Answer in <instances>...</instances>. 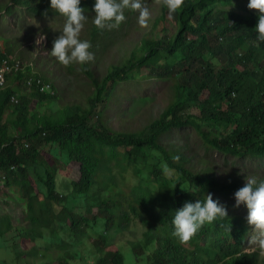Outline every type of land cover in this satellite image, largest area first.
<instances>
[{"label":"trees","instance_id":"1","mask_svg":"<svg viewBox=\"0 0 264 264\" xmlns=\"http://www.w3.org/2000/svg\"><path fill=\"white\" fill-rule=\"evenodd\" d=\"M94 2L95 0H80V7L84 9V15L89 17L87 30L89 42L92 44L89 51L94 53V61L83 65L76 62L68 66L62 65L67 74L75 73L87 79L88 91L84 89L83 93L88 97L86 103L81 105L82 107H64L58 109L57 112L51 109L52 114H44L39 107H46L52 102L55 105L58 101L56 84L48 76H43V84L38 85L37 77L32 78L29 74L30 69L14 74L11 71L7 72L6 81L0 87V143L2 142L0 144V199L2 195L10 194L9 189H13L18 196L10 194L12 197L7 201H1L5 204L18 203L24 206V212L33 224L30 227L32 234H27L31 236L30 239L24 237L25 227L14 226L9 218L0 225H8L12 233L25 239L21 245L17 246L14 253L15 261L0 264H54L57 262L55 249L59 251L58 264H126V261H131V257H127L130 254H125L121 247L123 245L120 243L127 241L128 238L123 240L116 238L112 242L108 231L114 229L119 235V231L123 232L126 227L128 229V224L131 221L134 224L148 223L147 229L150 228L149 231L147 229L141 231L140 235L134 234L128 240L129 243L127 241L137 264H148V262L149 264H179V262L180 264H218L221 261H223L222 264L240 263L237 260L233 262L236 258L232 257L228 260L226 257L241 251L246 244V238L250 235V228H252L246 220L247 216L243 217L241 213L230 211L227 207L226 209L229 210H227L228 216L225 218L227 220L217 218L213 223H205L188 244H179L178 239L174 240L176 237L171 236L174 228L170 221H173L176 209L181 208L185 202H195L196 200L203 202L208 193L214 195H212L214 200H218L216 194H219L227 198L229 206H235L232 197L235 191L243 187L246 182H243L240 172L234 171L235 178L230 172L220 174L215 163L207 160L209 152L224 157L223 161L232 168L234 160L238 157L264 159V51L255 45L253 41L255 36L251 28L252 24L254 25L253 18L258 13L247 12L242 6L244 0H184L181 9L170 17L175 21L176 33L174 31L169 36L162 37L159 34L166 31L164 23L167 21L169 12L161 3V13L148 20V31L142 30L139 26L136 27L137 31L142 30V35L140 40L132 45L130 56L121 62L109 64L104 75H101L99 68L109 56L113 44V34L117 31L107 28L99 30L95 25L92 28L91 23L95 16ZM46 3L50 5V0H0V28L4 17L10 14L9 10L11 14L25 12L30 17L35 14V17L62 20L60 18L63 15L53 11L50 6L47 7ZM39 4L41 5L39 6ZM144 4L147 6L146 0ZM32 8H34L33 11ZM39 8L41 9L38 10ZM134 17L137 19L138 14L135 13ZM184 20L185 23H183ZM161 24L163 28L158 31ZM190 24L193 25L190 26ZM187 25L189 26L187 27ZM44 35H48L53 42L60 34L52 32V28H49L45 30ZM231 37L233 40L230 39ZM99 40L102 43L100 46L98 45ZM262 45L264 46V43ZM13 50L15 47L9 39L0 35V68L12 65L14 62L12 57L15 54ZM97 63L100 64L94 68L93 66ZM151 80L172 81L170 87L172 92L168 104L163 108L153 109L147 104L144 107L146 111H142V116L139 119L142 123L140 128L128 130L115 128L112 118L108 115V109L112 106L114 99L125 98V93L132 91V86L129 84ZM29 82H32L31 85ZM46 84H49L51 89L44 91L42 88ZM179 85L181 86L179 87ZM29 87L30 90H28ZM91 89L93 90L90 91ZM175 108L177 111H181L177 112ZM17 110L22 111L17 112ZM9 112H12V115ZM174 112L176 113L174 114ZM17 114V118H13ZM212 115L213 117H211ZM190 128L192 133L199 137L197 140L201 142L197 143V148L204 149L205 147L202 155L194 152L197 148L193 151L187 149V139H184V142L182 140L174 142L179 129ZM6 139L10 142H7ZM55 147L59 149V152ZM213 148L214 150H211ZM62 152L69 156L71 162L81 166V179L72 183L73 190L75 189L74 196L85 198L87 195V203L81 204V212H75L76 207L67 205V196L58 190V173L63 165L59 155ZM150 156L153 157L152 163L148 161ZM196 156H200L197 158V163H201L202 166L194 165L193 161ZM137 160L146 163L147 171L141 174L144 179L143 184L132 186L124 183L121 185L118 173L121 172L125 178L124 172L128 171L130 164ZM89 161L91 163L88 164ZM94 165H97V168H94ZM50 168L51 170H49ZM211 170L213 171L211 172ZM257 178L263 179L264 175ZM220 181L221 183H218ZM89 183H91L90 186ZM136 193L137 195H135ZM63 199L65 200L63 201ZM43 200H46L47 203L46 210L42 207ZM218 201H221L222 204V200ZM64 204L65 207H63ZM124 204L128 205V209L118 211L117 209ZM57 205L61 206L60 210L56 208ZM66 205L67 209H65ZM170 206L173 208H169ZM94 208L99 209L97 215H92ZM87 213L97 223L101 218L106 224V229L100 234L97 231L96 237H88L91 239V245L76 258V255L71 253V243L66 245L60 235H57L61 229L56 225L61 226L66 232H73L77 235L85 234L88 230L86 228L90 227L91 223L88 220L92 221V219L86 218ZM143 216L144 218H142ZM242 217L246 219L244 220ZM232 219L234 220L231 221ZM164 221H168L169 224ZM222 223L224 224L220 225ZM36 225H40L42 229H49L53 233L50 232L48 239L45 240L43 231V237L35 236ZM151 225L152 227H149ZM216 226H220L217 227L219 230L215 229ZM229 226H231L230 231L228 230ZM163 229H166L165 232ZM212 230L214 233H211ZM7 231H2V234ZM144 238L148 240L144 241ZM236 238L239 241L238 244ZM29 242L34 243V246L27 251L25 244ZM38 242L41 245H38ZM159 252L161 255L163 254L162 257ZM142 253L146 255L144 254V256ZM200 260L202 261L200 262Z\"/></svg>","mask_w":264,"mask_h":264},{"label":"rangeland","instance_id":"2","mask_svg":"<svg viewBox=\"0 0 264 264\" xmlns=\"http://www.w3.org/2000/svg\"><path fill=\"white\" fill-rule=\"evenodd\" d=\"M248 2L249 0L244 1L242 3V6L248 10H252L247 7ZM148 8L151 14L150 17L152 18L160 13V4L157 3V0H149ZM16 13L17 12L11 15H6L2 21L3 24L0 28V35L9 39L10 42L13 44V46L17 49V52H16L17 55L15 54L13 57L20 58L21 55L25 53L26 55L30 57V59H27L28 62L31 60V62L37 63V66L41 70L46 72L45 73L46 75L53 78V82L55 84H58L60 86V87L57 86L56 88L58 101L55 103V105H54V102H52L48 106L46 105V107H40V109L41 110L43 109L44 114L45 113L52 114L51 109H53L54 112H57L58 109H63L64 107H71V106L82 107L81 105L86 103V100L88 97L86 96V94L83 93L84 89L88 91V87L86 85V82H87L86 77L76 75L75 73L71 75L66 73L67 75H65L64 74V72H66L65 67L58 64L56 61H54V59L52 58L53 56L50 53L53 47V42L50 40L48 35H44V32L48 27L52 28V32L61 34L59 31H57V29L59 28L63 29L64 24H61L60 20H56V19L49 20V19L42 18V17H30L25 12H18L17 14ZM88 20H89V17L85 22V26L87 25ZM167 22L164 23V26L166 25L165 28L166 29L169 28L166 30L167 33L166 31H164L163 34H159V36L164 37V36H169V34L174 33L175 28H176L175 21L171 19L170 16H167ZM27 23L28 25H26ZM166 23L169 24V26ZM29 25L30 27H27ZM85 26L80 33V38H82L83 33L86 31ZM137 26H139L144 31H148L149 23H147V27H141L137 22L131 20L127 26V29L126 27H121L119 30H116L117 32L113 34V44L111 45L109 56L102 62L99 68L101 75H104L105 69L109 64L121 62L123 59L128 58L130 56L129 52L132 49V45L137 43L140 40L141 35H142V30L137 31L136 29ZM161 26L162 24L159 25L158 31L161 30L162 28ZM42 33L45 36V39L38 44L36 41L38 39V36ZM98 64L100 63H97L93 67L95 68V66H97ZM171 84H172V81L170 80H167V81L151 80V81H141V82H135L133 84H129L132 86V91L125 93V98L123 97L115 98L114 101L112 102V106H110L108 109V115L112 118L114 127L119 128V129H125V130L132 129V128H140L139 126L142 123L140 122L139 119L142 116L141 115L142 111L143 112L146 111L144 107H146L147 104H148V107H151L152 109L156 107L163 108L168 104L169 96L171 95V92H172L170 88ZM92 90L93 89H91L90 91ZM9 114L12 115V112H9ZM17 116L18 114L15 115V117L13 118L16 119ZM189 130L190 129H179L178 132L176 133V137L174 138L175 140L174 142H180L181 140L184 142V139H187L188 141L187 149L189 151H193L195 147L197 148V143H200V140H197V137L194 135V133H192V130L190 131ZM191 138H194V139L191 140ZM55 149L57 152H59V149H57L56 147ZM194 152H196L199 155H202L203 149L200 150L199 148L197 150H194ZM219 156H220L219 154H210V153L207 154V160H209L212 163H215V167L217 171L219 172L234 170L236 172L243 173L244 175H246V177H251L253 175L260 177L264 175V172H262L264 171V160L252 158L253 160L252 161L251 159L247 157H238L234 160L233 169H230V165L226 162H223L224 157H219ZM59 157L61 158L63 165L58 173V190L63 195L67 196V201L70 200L74 202L73 203L69 201L68 202L69 205L71 206L77 205L75 206L76 208L74 209L75 212H81L80 204L87 203V199L74 196L73 195L74 186L72 184L74 181H78L81 179L80 178L81 177V166L76 163L71 162V160L69 159V156H67L65 152H62V154H60ZM198 157L200 156H196L194 158L195 161H193V163L194 165L202 166L201 163L199 164L197 163ZM152 159L153 157L150 156V158L148 159L149 163H152L153 161ZM145 164L146 163L141 160H137L131 163L127 169L128 171L124 172L125 178H123V175L121 174V172H119L120 174L118 173L117 176L118 178L120 176L119 178L120 182L122 184L123 183H127L128 185L131 184L132 186L133 185L140 186L141 184H143L144 179L141 177V174L147 171ZM232 175H235V174L233 173ZM246 177L242 178L243 182H246ZM0 180H1V176H0ZM9 192L10 194H12V196L13 195L18 196L17 193L13 189H9ZM10 194H4L2 195L0 199V219L2 218L0 221V225L3 222L7 221V219L9 218L14 226L25 227L24 232H23L24 237H26L27 239H30L31 236H28L27 234L28 233L32 234V230L30 229V227H32L33 224L30 220H28L26 216L27 214L26 212H24V206L18 203L5 204L4 202L1 201V200L7 201L10 197H12L10 196ZM216 195H218L216 196L217 199L219 198L218 200L223 199L222 204L226 208L228 207L229 210H234L237 212L239 210L240 212L248 215V209L245 204L239 205L238 209L234 208L232 205L227 206L229 203L227 202V198H224L223 196L219 194H216ZM233 203L234 204L236 203L235 199ZM46 205H47L46 200H43L42 207L45 210H46L45 208ZM56 208L60 210L61 206L57 205ZM126 209H128V205L124 204L123 207L117 210L122 211ZM98 213H99V209L94 208L92 215H97ZM86 216L87 218L92 219L91 215L86 214ZM90 222H91L90 228L88 227V230L86 231L85 234H80V235H77L73 232H66L64 229H62L61 226L56 225L60 227L61 229V231H59L57 235H60V238L65 242L66 245H69L71 243V253L75 254L76 258H78V256L81 255L82 251H85L86 248L91 245V239L88 237H96L97 231H98V234H100L104 232L106 229V224L102 221L101 218L98 219V223L94 221L93 219ZM69 225L71 224L69 223ZM36 226L37 227L35 228V231H34L35 236H39L40 238L43 237L42 236V231H43V233L45 234L44 240L48 239L49 234L52 231L49 229L48 230L42 229L40 228V225H36ZM139 226L138 225L135 226L131 224L129 227H131L132 231H136L135 233L136 235H140L141 231H144V228L142 226L140 227ZM252 229H253V226H252ZM5 230L6 231L8 230L7 233L2 234V231H5ZM127 232L129 231L128 230H125L123 232L120 231L122 235L120 233L119 235H117V231L114 229H111L108 231V233L111 235L112 242L116 238L123 240L122 238L124 237H125L124 239H126L127 237L130 240L134 232H131L128 236H127ZM253 233H255L254 229H253ZM254 235L255 234H252L249 240H251V237ZM24 240H25L24 238L19 237L16 233H12L8 225L0 226V262L13 263L16 259V256L14 253L16 252L17 246L21 245V243L24 242ZM121 244H123L124 246L123 251L125 252V254L132 255L131 256L132 258L134 255L127 241L125 242L122 241ZM25 245L27 246L26 250L29 251L34 246V243L29 242V243H26ZM38 245H41L40 242H38ZM55 252H56L55 254H56L57 262H55L54 264H58V261H59L58 252L59 251L55 249ZM130 263L136 264L137 263L136 258L133 257L130 262L126 261V264H130Z\"/></svg>","mask_w":264,"mask_h":264},{"label":"clouds","instance_id":"3","mask_svg":"<svg viewBox=\"0 0 264 264\" xmlns=\"http://www.w3.org/2000/svg\"><path fill=\"white\" fill-rule=\"evenodd\" d=\"M144 1L145 0H95V16L93 23H91L92 28L93 25H95L99 30H104L106 28L111 31L119 30L121 27H127L131 20L137 22L141 27H147L148 20L152 17H150L151 14L148 8L149 0H146L147 6L144 4ZM157 2L159 4L163 3L168 9L170 17L181 9L184 4V0H157ZM50 7L63 15L60 18L62 19L60 22L64 24L63 29H57L61 34L54 39L53 47L50 51L54 61L64 66H68L74 62L83 65L94 61V53L89 51L92 47V44L89 42L87 31L89 24L85 26L88 17L84 15V9L80 7V0H50ZM247 7L252 9L250 11L258 13L257 16L253 18L254 25L252 24L251 26L255 36L253 41L261 51H264V46L262 45V43H264V0H249ZM246 11L250 12L248 9H246ZM135 13L138 14L137 19L134 17ZM64 17H66L65 20H63ZM84 26L86 31L83 33L82 38H80V33ZM44 39L45 36L40 34L36 42L39 44ZM98 45H101V40H99ZM13 51H15L16 54L17 49L15 48ZM12 59L14 61L12 65L2 67L0 71L6 69L7 72L11 71L14 74L21 70L30 69V76L32 78L37 77L38 85L43 84V76L48 75L37 66V63L31 62V60L28 62L27 59H30L28 55L23 53L20 58L12 57ZM64 74L67 75L66 72H64ZM51 80L53 81V78H51ZM31 83L32 82H29V85H31ZM57 86L60 87L56 84V88ZM50 89L51 87L49 84L44 85L42 88L44 91ZM28 90H30V87ZM230 169L233 168L230 167ZM228 172L233 174L234 170L220 171V174ZM241 176L242 178L246 177V175L242 173ZM233 178H235V175ZM234 197L236 202L234 208H238L241 204L247 206L248 215L240 211L238 212L241 213L243 217L247 216V222L249 225L253 226L255 235L249 240L250 236L253 234V229L251 228L250 235L246 238L247 242L242 250L233 253L231 256L228 255L226 259L229 260L233 257L236 258L237 261H240L241 264H264V179H258L256 176L246 177L245 185L235 191ZM227 216L226 207L218 200H214L212 194L208 193L203 202L200 200L185 202L181 208L176 209L172 221L174 230L171 235L176 237L181 244H188L205 223H212L217 218L224 219L227 218ZM131 224L140 225L144 229H147V223L134 224L131 221L128 224V229H125L129 231L127 232V236L131 232H134L133 235L136 233V231L130 229L129 226ZM230 227L228 229L229 231ZM222 262L223 261L218 262V264H222Z\"/></svg>","mask_w":264,"mask_h":264},{"label":"bare ground","instance_id":"4","mask_svg":"<svg viewBox=\"0 0 264 264\" xmlns=\"http://www.w3.org/2000/svg\"><path fill=\"white\" fill-rule=\"evenodd\" d=\"M30 1H31V0H30ZM33 2H34V1H33ZM45 2H47V1H45ZM91 2H92V1H91ZM200 2H201V1H200ZM34 3H35V2H34ZM48 3H49V1H48ZM81 3H82V2H81ZM94 3H95V2H94ZM157 3H158V2H157ZM192 3H193V2H192ZM37 4H38V3H37ZM41 4H42V2H41ZM41 4H39V6H40ZM46 4H47V3H46ZM85 4H86V2H85ZM22 5H23V4H22ZM47 5H48L47 7L50 6L49 4H47ZM8 6H9V5H8ZM15 6H16V5H15ZM24 6H26V5H24ZM27 6H28V5H27ZM29 6H30V5H29ZM44 6H45V5H44ZM90 6L92 7V5H90ZM152 6H153V4H152ZM160 6H161V5H160ZM6 7H7V6H6ZM11 7H12V6H11ZM20 7H21V6H20ZM192 7H193V6H192ZM34 8H36V7H34ZM34 8H32V11L34 10ZM9 9H10V8H9ZM36 9H37V8H36ZM36 9H35V11H37ZM40 9H41V8H39L38 10H40ZM42 9H43V8H42ZM46 9H47V8H46ZM229 9H230V8H229ZM24 10H25V9H24ZM29 10H30V8H29ZM184 10H185V9H184ZM230 10H231V9H230ZM0 11H1V10H0ZM3 11H4V10H3ZM30 11H31V10H30ZM35 11H34V12H35ZM45 11H46V10H45ZM53 11H54V10H53ZM160 11H161V10H160ZM162 11H163V10H162ZM226 11H228V10L226 9ZM249 11H250V10H249ZM48 12H49V11H48ZM156 12H157V11H156ZM158 12H159V11H158ZM232 12H233V11H232ZM236 12H237V11H236ZM9 13H10L9 15H11L10 10H9ZM17 13H18V12H17ZM17 13H16V14H17ZM36 13H37V12H36ZM54 13H55V12H54ZM160 13H161V12H160ZM180 13H181V12H180ZM187 13H188V12H187ZM194 13H195V12H194ZM23 14H24V13H23ZM32 14H33V13H32ZM42 14H43V13H42ZM42 14H41V15H42ZM162 14H163V13H162ZM30 15H31V14H30ZM34 15H35V14H34ZM34 15H32V17H33ZM196 15H197V14H196ZM199 15H200V14H199ZM13 16H14V15H13ZM47 16H48V15H47ZM156 16H157V15H156ZM156 16H155V17H156ZM34 17H35V16H34ZM50 17H51V16H50ZM162 17H163V16H162ZM197 17H198V16H197ZM25 18H26V17H25ZM42 18H44V17H42ZM42 18H40V19H42ZM45 18H46V17H45ZM52 18H53V17H52ZM180 18H181V16H180ZM47 19H49V18H47ZM150 19H151V18H150ZM29 20H30V19H29ZM34 20H35V19H34ZM34 20H33V21H34ZM49 20H50V19H49ZM157 20H158V19H157ZM165 20H166V19H165ZM186 20H187V19H186ZM36 21H37V20H36ZM38 21H40V20H38ZM47 21H48V20H47ZM51 21H52V20H51ZM163 21H164V20H163ZM168 21H170V20H168ZM182 21H183V20H182ZM22 22H23V20H22ZM27 22H28V21H27ZM166 22H167V21H166ZM176 22H177V20H176ZM24 23H26V22H24ZM167 23H168V22H167ZM167 23H166V24H167ZM172 23H173V22H172ZM183 23H185V20H184ZM187 23H188V22H187ZM191 23H192V22H191ZM194 23H195V22H194ZM29 24H30V23H29ZM37 24H38V23H37ZM52 24H53V23H52ZM159 24H160V23H159ZM181 24H182V23H181ZM181 24H180V26H182ZM26 25H28V23H27ZM30 25H31V24H30ZM30 25L27 26V27H30ZM32 25H33V24H32ZM167 25L169 26V24H167ZM183 25H184V24H183ZM192 25H193V24H190V26H192ZM19 26H21V25H19ZM165 26H166V25H165ZM185 26H186V25H185ZM185 26H184V27H185ZM188 26H189V25H187V27H188ZM27 27H26V28H27ZM44 27H45V26H44ZM150 27H151V26H150ZM161 27H162V26H161ZM20 28H21V27H20ZM162 28H163V27H162ZM192 28H193V27H192ZM23 29H24V28H23ZM33 29H34V28H33ZM47 29H49V27H48ZM126 29H127V27H126ZM164 29H166V28H164ZM167 29H169V28H167ZM167 29H166V30H167ZM181 29H182V28H181ZM24 30H25V29H24ZM27 30H28V29H27ZM124 30H125V29H124ZM29 31H30V30H29ZM169 31H170V30H169ZM177 31H178V30H177ZM46 32H48V31H46ZM49 32H51V31H49ZM118 32H119V31H118ZM183 32H184V31H183ZM183 32H182V34H184ZM149 33H151V32H149ZM166 33H167V31H166ZM175 33H176V31H175ZM187 33H188V32H187ZM42 34H43V33H42ZM189 34H190V33H189ZM164 35H165V34H164ZM164 35H163V36H164ZM169 35H170V34H169ZM191 35H193V34H191ZM226 35H227V34H226ZM226 35H224V36H226ZM239 35H240V34H239ZM178 36H179V35H178ZM180 36H181V35H180ZM183 36H184V35H183ZM186 36H188V35L186 34ZM143 37H144V36H143ZM208 37L210 38V36H208ZM235 37H236V36H235ZM153 38H154V37H153ZM181 38H182V37H181ZM239 38H240V37H239ZM96 39H97V38H96ZM226 39H227V38H226ZM230 39H232V37H231ZM230 39H229V40H230ZM94 40H95V39H94ZM232 40H233V39H232ZM236 40H237V39H236ZM223 41H224V40H223ZM223 41H222V42H223ZM234 41H235V40H234ZM161 42H162V41H161ZM161 42H160V43H161ZM163 42H164V41H163ZM169 42H170V41H169ZM187 42H188V41H187ZM151 43H152V42H151ZM155 43H156V42H155ZM158 43H159V42H158ZM185 43H186V42H185ZM191 43H192V41H191ZM220 43H221V42H220ZM225 43H226V42H225ZM101 44H102V43H101ZM161 44H162V43H161ZM164 44H165V43H164ZM169 44H170V43H169ZM173 44H174V43H173ZM193 44H194V43H193ZM209 44H210V43H209ZM222 44H223V43H222ZM145 46H146V45H145ZM169 46H170V45H169ZM138 47H139V46H138ZM146 47H147V46H146ZM170 47H171V46H170ZM197 47H198V46H197ZM199 47H200V46H199ZM190 48H191V47H190ZM217 48H218V47H217ZM195 49H196V48H195ZM192 51H193V48H192ZM192 51H191V52H192ZM142 52H143V51H142ZM135 54H136V53H135ZM135 54H134V55H135ZM16 55H17V54H16ZM13 56H14V55H13ZM139 56H141V55H139ZM148 56H150V55H148ZM10 57H11V56H10ZM8 58H9V57H8ZM147 58H148V57H147ZM104 59H105V58H104ZM136 59H138V58H136ZM144 59H145V58H144ZM222 59H223V57H222ZM5 60H6V59H5ZM7 61H8V60H7ZM9 61H10V59H9ZM138 61H139V60H138ZM129 62H130V61H129ZM129 62H128V63H129ZM146 62H147V61H146ZM144 63H145V61H144ZM10 64H11V63H10ZM129 64H130V63H129ZM142 65H143V64H142ZM142 65H141V66H142ZM198 65H199V64H198ZM118 66H119V65H118ZM146 66H147V65H146ZM148 66H149V65H148ZM196 66H197V65H196ZM130 67H131V66H130ZM132 67H133V66H132ZM132 67H131V68H132ZM194 67H195V66H194ZM260 67H261V66H260ZM95 68H96V66H95ZM136 68H137V67H136ZM126 69H127V68H126ZM128 70H129V69H128ZM136 70H137V69H136ZM139 70H140V69H139ZM134 71H135V70H134ZM145 71H146V70H145ZM197 71H198V70H197ZM197 71H196V72H197ZM201 71H202V70H201ZM201 71H200V72H201ZM263 71H264V70H263ZM138 72H139V71H138ZM143 72H144V71H143ZM196 72H195V73H196ZM45 73H46V72H45ZM143 74H144V73H143ZM143 74H142V75H143ZM155 74H156V73H155ZM199 74H200V73H199ZM145 75H146V74H145ZM162 75H163V74H162ZM196 75H197V74H196ZM158 76H159V74H158ZM140 77H141V76H140ZM140 77H139V78H140ZM175 77H176V76H175ZM139 78H138V79H139ZM145 78H146V77H145ZM152 78H153V77H152ZM180 78H181V77H180ZM171 79H172V78H171ZM139 80H140V79H139ZM147 80H148V79H147ZM162 80H164V79H162ZM175 80H176V79H175ZM175 80H174V81H175ZM176 81H177V80H176ZM182 82H183V81H182ZM173 83H174V82H173ZM172 86H173V85H172ZM180 86H181V85H179V87H180ZM174 88H175V87H174ZM174 88H173V89H174ZM231 95H232V94H231ZM86 96H87V95H86ZM85 98H86V97H85ZM236 98H237V97H236ZM228 100H229V99H228ZM230 100H231V99H230ZM225 101H226V100H225ZM235 101H236V100H235ZM99 102H100V101H99ZM222 103H223V102H222ZM225 103H226V102H225ZM230 104H231V103H230ZM230 104H229V105H230ZM218 105H220V104L218 103ZM230 106H231V105H230ZM216 107H218V106H216ZM21 108H22V110H23V107H21ZM28 108H29V107H28ZM39 108H40V107H39ZM101 108H102V107H101ZM170 108H171V107H170ZM176 108H177V107H176ZM176 108H175V109H176ZM181 108H182V107H181ZM210 108H211V107H210ZM210 108H209V109H210ZM179 109H180V108H179ZM183 109H184V108H183ZM212 109H213V106H212ZM22 110H17V112H18V111H22ZM26 110H27V109H26ZM26 110H25V111H26ZM228 110H229V109H228ZM42 111H43V109H42ZM96 111H97V113H98V110H96ZM169 111H170V110H169ZM176 111H177V109H176ZM178 111H181V110H178ZM178 111H177V112H178ZM204 111H205V110H204ZM223 111H224V110H223ZM40 112H41V111H40ZM205 112H206V111H205ZM205 112H204V113H205ZM228 112H229V111H228ZM100 113H102V112H100ZM175 113H176V112H174V114H175ZM208 113H209V112H208ZM213 113H214V112H213ZM20 114H21V112H20ZM169 114H170V113H169ZM23 115H24V114H23ZM23 115H21V116H23ZM214 115H215V114H214ZM230 115H231V114H230ZM169 116H170V115H169ZM169 116H168V117H169ZM219 116H220V115H219ZM228 116H229V115H228ZM175 117H176V116H175ZM211 117H213V115H212ZM173 119H174V118H173ZM181 119H182V118H181ZM204 119H205V118H204ZM168 120H169V118H168ZM177 120H179V119H177ZM214 120L216 121V119H214ZM170 121H172V120H170ZM197 121H198V119H197ZM204 121H205V120H204ZM204 121H203V123H204ZM207 121H208V120H207ZM210 121H211V120H210ZM211 122H212V121H211ZM221 122H222V124L224 125L223 121H221ZM229 122H230V121H229ZM232 122H234V121H232ZM208 123L210 124L209 121H208ZM226 123H227V122H226ZM173 124H174V122H173ZM199 124H200V122H199ZM215 124L218 125V123H215ZM220 124H221V123H220ZM196 125H197V124H196ZM210 125H211V124H210ZM228 125H229V123H228ZM228 125H227V126H228ZM190 126H191V125H190ZM211 126H212V125H211ZM211 126H210V127H211ZM221 127H222V126H221ZM263 127H264V126H263ZM223 128H224V127H223ZM231 128H232V127H231ZM231 128H229V129H231ZM198 129H199V128H198ZM209 129H210V128H209ZM211 129H212V128H211ZM190 130H191V128H190ZM190 130H189V131H190ZM231 130L233 131V129H231ZM208 131H209V130H208ZM222 131H223V129H222ZM195 132H196V131H195ZM211 132H213V131H211ZM223 132H224V131H223ZM226 132H227V131H226ZM262 132H263V131H262ZM198 133H199V132H198ZM213 133H214V132H213ZM230 133H231V132H230ZM189 134H190V133H189ZM191 134H192V133H191ZM209 134H210V133H209ZM261 134H262V133H261ZM263 134H264V133H263ZM203 135H204V134H203ZM203 135H202V136L200 135V136L203 137ZM212 135H214V134H212ZM226 135H229V134L226 133ZM209 136H210V135H209ZM223 136H224V135H223ZM189 137H190V136H189ZM191 137H192V136H191ZM216 137H217V136H216ZM255 137H256V136H255ZM197 138H199V137H197ZM213 138L215 139V137H213ZM258 138H259V137H258ZM10 139H11V138H10ZM192 139H194V138H191V140H192ZM202 139H203V138H202ZM206 139H207V138H206ZM218 139H219V138H218ZM2 140H3V139H2ZM6 140H7V139H6ZM11 140H12V139H11ZM203 140H204V139H203ZM208 140H209V139H208ZM208 140H207V141H208ZM212 140H213V139H212ZM223 140H224V139H223ZM228 140H229V139H228ZM230 140H231V139H230ZM4 141H5V139H4ZM8 141H9V140H7V142H8ZM189 141H190V140H189ZM220 141H221V140H220ZM225 141H227V140H225ZM236 141H237V140H236ZM244 141H245V140H244ZM9 142H10V141H9ZM1 143H2V142H1ZM1 143H0V144H1ZM5 143H6V142H5ZM12 143H13V142H12ZM12 143H11V144H12ZM182 143H183V142H182ZM200 143H201V142H200ZM204 143H205V142H204ZM208 143H209V142H208ZM208 143H207V144H208ZM213 143H214V142H213ZM228 143H229V141H228ZM233 143H234V142H233ZM233 143H232V144H233ZM252 143H253V142H252ZM260 143H261V142H260ZM183 144H184V143H183ZM191 144H192V143H191ZM2 145H3V144H2ZM209 145H210V144H209ZM5 146H6V145H5ZM202 146H203V145H202ZM222 146H223V145H222ZM244 146H245V145H244ZM8 147H9V146H8ZM8 147H7V148H8ZM183 147H184V146H183ZM200 147H201V146H200ZM211 147H213V146H211ZM241 147H243V146H241ZM4 148H5V147H4ZM195 148H196V147H195ZM202 148H203V147H202ZM206 148H207V147H206ZM9 149H10V148H9ZM197 149H199V147H198ZM204 149H205V147H204ZM204 149H203V150H204ZM238 149H239V148H238ZM241 149H242V148H241ZM241 149H240V151H241ZM259 149H260V148H259ZM200 150H201V149H200ZM211 150H214V148L211 149ZM204 151H205V150H204ZM207 151H208V150H207ZM209 151H210V150H209ZM245 151H246V150H245ZM213 152H214V151H213ZM241 152H242V151H241ZM209 153H210V152H209ZM218 153H219V152H218ZM239 153H240V152H239ZM252 153H253V152H252ZM253 154H254V153H253ZM192 155H193V154H192ZM248 156H249V155H248ZM189 157H190V156H189ZM219 157H222V156H219ZM204 158H205V157H204ZM233 158H234V157H233ZM249 158H250V157H249ZM185 159H186V158H185ZM234 159H235V158H234ZM52 160H53V159H52ZM251 160H252V159H251ZM50 161H51V160H50ZM231 161H232V160H231ZM231 161H230V162H231ZM252 161H253V160H252ZM256 161H257V160H256ZM223 162H224V161H223ZM227 162H228V161H227ZM49 163L52 164V162H49ZM53 163H54V162H53ZM89 163H91V162L89 161L88 164H89ZM177 163H178V162H177ZM51 164H50V165H51ZM96 164H97V163H96ZM101 164H102V162H101ZM183 164H184V163H183ZM256 164H257V163H256ZM55 165H56V163H55ZM226 165H227V164H226ZM88 166L90 167V165H88ZM95 166H96V167H95ZM100 167H101V166H100ZM94 168H97V165H94ZM186 168H187V167H186ZM89 169H90V168H89ZM49 170H51V168H50ZM93 170H94V169H93ZM100 170H101V169H100ZM107 170H108V168H107ZM188 170H189V169H188ZM52 171H53V170H52ZM88 171H89V170H88ZM91 171H92V167H91ZM95 171H96V170H95ZM116 171H117V170H116ZM209 171H210V170H209ZM212 171H213V170H211V172H212ZM62 172H63V171H62ZM85 172H86V171H85ZM93 172H94V171H93ZM109 172H110V171H109ZM205 172H206V170H205ZM260 172H261V171H260ZM262 172H264V171H262ZM82 173H83V172H82ZM97 173H98V172H97ZM195 173H196V172H195ZM257 173H258V172H257ZM92 174H93V173H92ZM92 174H91V175H92ZM119 174H120V173H119ZM191 174H192V173H191ZM196 174H197V173H196ZM96 175H97V174H96ZM96 175H94V176H96ZM204 175H205V174H204ZM257 175H258V174H257ZM56 176H57V174H56ZM56 176H55V178H56ZM89 176H90V175H89ZM212 176H213V175H212ZM233 176H234V175H233ZM82 177H83V176H82ZM121 177H122V176H121ZM80 178H81V177H80ZM85 178H87V177H85ZM90 178H91V177H90ZM94 178H95V177H94ZM119 178H120V176H119ZM131 178H132V177H131ZM198 178H199V177H198ZM88 179H89V178H88ZM88 179H87V180H88ZM121 179H122V178H121ZM199 179H201V177H200ZM204 179H205V178H204ZM216 179H217V178H216ZM216 179H215V180H216ZM263 179H264V178H263ZM55 180H56V179H55ZM76 180H77V179H76ZM87 180H86V181H87ZM89 180H90V179H89ZM92 180H94V179H92ZM111 180H112V179H111ZM127 180H128V179H127ZM136 180H138V179H136ZM202 180H203V179H202ZM205 180H206V179H205ZM86 181H85V182H86ZM90 181H91V180H90ZM119 181H120V180H119ZM128 181H129V180H128ZM209 181H211V180H209ZM236 181H237V180H236ZM236 181H235V182H236ZM88 182H89V181H88ZM88 182H87V183H88ZM92 182H94V181H92ZM111 182H112V181H111ZM122 182H123V181H122ZM132 182H133V180H132ZM137 182H139V181H137ZM194 182H195V181H194ZM196 182H197V181H196ZM216 182H217V181H216ZM186 183H187V182H186ZM199 183H200V182H199ZM202 183H203V182H202ZM206 183H207V180H206ZM218 183H221V181L218 182ZM238 183H239V182H238ZM56 184H57V183H56ZM82 184H83V183H82ZM84 184H85V183H84ZM90 184H91V183H89V186H90ZM93 184H94V183H93ZM121 184H122V183H121ZM139 184H140V183H139ZM230 184H231V183H230ZM230 184H229V187H230ZM52 185H53V184H52ZM86 185H87V184H86ZM94 185H95V184H94ZM114 185H115V184H114ZM123 185H124V183H123ZM137 185H138V184H137ZM185 185H186V184H185ZM225 185H226V184H225ZM186 186H187V185H186ZM205 186H206V185H205ZM46 187H47V186H46ZM46 187H45V188H46ZM50 187H52V186L50 185ZM82 187L84 188L83 185H82ZM85 187H86V186H85ZM207 187H208V186H207ZM221 187H222V184H221ZM0 188H1V186H0ZM76 188H78V187H76ZM83 188H82V189H83ZM89 188H90V187H89ZM136 188H137V187H136ZM138 188H139V187H138ZM186 188H188V187H186ZM186 188H185V190H186ZM205 188H206V187H205ZM208 188H209V187H208ZM211 188L213 189V187H211ZM189 189H190V188H189ZM189 189H188V191H189ZM214 189H215V188H214ZM216 189H217V188H216ZM222 189H223V188H222ZM49 190H50V189H49ZM74 190H75V189H74ZM132 190H133V189H132ZM134 190H135V189H134ZM185 190H184V191H185ZM210 190H211V189H210ZM227 190H228V189H227ZM1 191H2V190H1ZM72 191H73V190H72ZM76 191H77V190H76ZM76 191H75V192H76ZM80 191H81V190H80ZM80 191H79V192H80ZM87 191H88V190H87ZM87 191H86V192H87ZM89 191H90V190H89ZM103 191H104V190H103ZM138 191H139V190H138ZM188 191H187V192H188ZM198 191H199V190H198ZM202 191H204V190H202ZM83 192L85 193V190H84ZM133 192H134V191H133ZM200 192H201V191H200ZM221 193H222V191H221ZM75 194H76V193H75ZM78 194H79V193H78ZM103 194H104V193H103ZM205 194H206V192H205ZM215 194H216V193H215ZM0 195H1V194H0ZM49 195H50V194H49ZM135 195H137V193H136ZM140 195H141V194H140ZM212 195H213V194H212ZM226 195H227V194H226ZM85 196L87 197V195H85ZM213 196H214V195H213ZM216 196H218V195H216ZM224 196H225V195H224ZM78 197H79V196H78ZM80 197L82 198V196H80ZM86 197H85V198H86ZM99 197H100V196H99ZM102 197H103V196H102ZM225 197H226V196H225ZM64 198H65V197H64ZM141 198H142V196H141ZM216 198H217V197H216ZM216 198H215V199H216ZM232 198H233V197H232ZM234 198H235V197H234ZM58 199H59V198H58ZM69 199H70V198H69ZM72 199H73V198H72ZM83 199H84V198H83ZM203 199H204V198H203ZM218 199H219V198H218ZM221 199H222V198H221ZM64 200H65V199H63V201H64ZM74 200H75V198H74ZM138 200H139V199H138ZM142 200H143V199H142ZM222 200H223V199H222ZM69 201H70V200H69ZM69 201H68V202H69ZM84 201H85V200H84ZM227 201H228V200H227ZM233 201H234V200H233ZM70 202H73V201H70ZM80 202H81V201H80ZM134 202H135V201H134ZM136 202H137V201H136ZM138 202H139V201H138ZM142 202H143V201H142ZM179 202H180V201H179ZM220 202H221V201H220ZM224 202H225V201H224ZM66 203H67V202H66ZM73 203H74V202H73ZM73 203H71V204H73ZM77 203H78V202H77ZM104 203H106V202H104ZM114 203H115V202H114ZM172 203H173V202H172ZM75 204H76V203H75ZM111 204H112V203H111ZM139 204H140V203H139ZM51 205H52V204H51ZM67 205H69V204H67ZM67 205H66V208H65V209L68 208ZM53 206H54V205H53ZM70 206H71V205H70ZM73 206H74V205H73ZM75 206H77V205H75ZM75 206H74V207H75ZM78 206H79V204H78ZM80 206H81V204H80ZM121 206H122V205H121ZM121 206H120V207H121ZM175 206H176V205H175ZM228 206H229V205H228ZM63 207H65V204H64ZM71 207H72V206H71ZM113 207H114V206H113ZM118 207H119V206H118ZM122 207H123V206H122ZM124 207H125V206H124ZM50 208H52V207L50 206ZM53 208H54V207H53ZM129 208H130V207H129ZM144 208H145V207H144ZM169 208H173V207L170 206ZM73 209H74V208H73ZM107 209H108V208H107ZM109 209H110V208H109ZM116 209H117V208H116ZM133 209H134V208H133ZM145 209H146V208H145ZM174 209H176V208L174 207ZM230 209H231V208H230ZM237 209H238V208H237ZM83 210H84V209H83ZM227 210H228V209H227ZM228 211H229V210H228ZM238 211H239V210H238ZM82 212L84 213V211H82ZM85 212H86V211H85ZM108 212H109V211H108ZM134 212H135V211H134ZM163 212H164V211H163ZM88 213H89V212H88ZM88 213H87V214H88ZM92 213H93V212H92ZM135 213H136V212H135ZM236 213H237V212H236ZM74 214H75V213H74ZM145 214H146V213H145ZM162 214H163V213H162ZM165 214H166V212H165ZM169 214L172 215L171 213H169ZM78 215H79V214H78ZM150 215H152V214H150ZM166 215H168V214H166ZM166 215H164V216L166 217ZM232 215H233V214H232ZM154 216H155V215H154ZM159 216H160V215H159ZM161 216H162V215H161ZM73 217H74V216H73ZM79 217H80V216H79ZM109 217H110V216H109ZM115 217H116V216H115ZM147 217H148V216H147ZM83 218H84V217H83ZM86 218H87V217H86ZM142 218H144V216H143ZM151 218H152V217H151ZM157 218H158V217H157ZM1 219H2V218H1ZM1 219H0V221H1ZM72 219H73V218H72ZM87 219H88V218H87ZM112 219H113V218H112ZM155 219H156V218H155ZM162 219H164V218H162ZM224 219H225V218H224ZM242 219H244V218L242 217ZM245 219H246V218H245ZM245 219H244V220H245ZM61 220H62V219H61ZM73 220H74V219H73ZM85 220H86V219H85ZM90 220H91V219H90ZM113 220H114V219H113ZM225 220H227V219H225ZM233 220H234V219H232L231 221H233ZM239 220H241V219H239ZM246 220H247V219H246ZM66 221H68V220H66ZM117 221H118V218H117ZM117 221H116V222H117ZM140 221H141V220H140ZM217 221H218V220H217ZM237 221H238V218H237ZM86 222H87V220H86ZM88 222L90 223L89 220H88ZM138 222H139V220H138ZM162 222H163V220H162ZM164 222H167V223H168V221H164ZM170 222L172 223V221H170ZM214 222H215V221H214ZM223 222H224V221H223ZM241 222H242V221H241ZM241 222H239L240 225H241ZM245 222H246V221H245ZM245 222H244V223H245ZM74 223H75V221H74ZM80 223H81V222H80ZM144 223H145V222H144ZM144 223H143V224H144ZM171 223H170V225H171ZM212 223H213V222H212ZM219 223H220V220H219ZM219 223H217V224H219ZM233 223H234V222H233ZM85 224H86V223H85ZM138 224H139V223H138ZM145 224H146V223H145ZM147 224H148V223H147ZM161 224H162V223H161ZM168 224H169V223H168ZM223 224H224V223H222V224H220V225H223ZM63 225H64V222H63ZM78 225H79V224H78ZM211 225H212V224H211ZM213 225H214V224H213ZM240 225H239V226H240ZM135 226H136V225H135ZM138 226H139V225H138ZM248 226H249V225H248ZM139 227H140V226H139ZM149 227H152V225L149 226ZM166 227H167V226H166ZM171 227H172V226H171ZM207 227H208V226H207ZM217 227H220V226H216L215 229H217ZM224 227L227 228V226H225V225H224ZM229 227H230V226H229ZM229 227H228V228H229ZM241 227H242V226H241ZM245 227H247V226H245ZM119 228H120V227H119ZM159 228H160V227H159ZM167 228H168V227H167ZM169 228H170V227H169ZM212 228H213V227H212ZM212 228H211V229H212ZM222 228H223V227H222ZM230 228H231V227H230ZM3 229H4V227H3ZM121 229H122V228H121ZM130 229H131V227H130ZM136 229H137V228H136ZM149 229H150V228H149ZM149 229H147V230L149 231ZM160 229H161V228H160ZM250 229H251V228H250ZM250 229H249V230H250ZM253 229H254V228H253ZM124 230H125V229H124ZM163 230H164V229H163ZM165 230H166V229H165ZM165 230H164V232H165ZM172 230H173V229H172ZM205 230H206V229H205ZM217 230H219V229H217ZM232 230H233V229H232ZM244 230H245V229H244ZM121 231H122V230H121ZM145 231H146V230H145ZM212 231H213V230H212ZM240 231H241V229H240ZM247 231H248V229H247ZM119 232H120V231H119ZM231 232H233V231H231ZM237 232H238V231H237ZM250 232H251V231H250ZM142 233H143V232H142ZM147 233H148V232H147ZM154 233H155V232H154ZM211 233H214V231L211 232ZM245 233H247V232H245ZM248 233H249V232H248ZM120 234L122 235V233H120ZM143 234H144V233H143ZM143 234H142V235H143ZM155 234H156V233H155ZM166 234H167V233H166ZM218 234H219V233H218ZM226 234H227V233H226ZM238 234H239V233H238ZM238 234H237V236H238ZM253 234H255V233H253ZM121 235H120V236H121ZM146 235H148V234H146ZM156 235H157V234H156ZM167 235H170V234H167ZM208 235H210V234H208ZM216 235H217V233H216ZM231 235H232V234H231ZM231 235H230V236H231ZM241 235L244 236L243 234H241ZM248 235H249V234H248ZM149 236H150V235H149ZM163 236H164V235H163ZM171 236H172V235H171ZM171 236H170V238H171ZM153 237H154V236H153ZM166 237H168V236H166ZM207 237H208V236H207ZM209 237H211V235H210ZM218 237H220V236H218ZM124 238H125V237H124ZM124 238H122V239H124ZM129 238H131V237H129ZM145 238H146V237H145ZM145 238H144V241L146 240ZM162 238H163V237H162ZM162 238H161V239H162ZM194 238H195V237H194ZM238 238H239V237H238ZM137 239H140V238H137ZM137 239H136V240H137ZM153 239H154V238H153ZM164 239H165V238H164ZM172 239H173V238H172ZM176 239H177V238H174V240H176ZM192 239H193V238H192ZM192 239H191V240H192ZM209 239H210V238H209ZM223 239H224V238H223ZM234 239H235V238H234ZM240 239H241V237H240ZM147 240H148V239H147ZM147 240H146V241H147ZM154 240H156V239H154ZM191 240H190V241H191ZM218 240H219V238H218ZM225 240H226V239H225ZM225 240H224V241H225ZM236 240H237V238H236ZM125 241H126V240H125ZM125 241H123V242H125ZM127 241H128V240H127ZM144 241H143V242H144ZM156 241H157V240H156ZM219 241H220V240H219ZM226 241H227V240H226ZM228 241H229V240H228ZM152 242H153V241H152ZM164 242H165V241H164ZM172 242H173V241H172ZM176 242H177V241H176ZM232 242H233V241H232ZM232 242H231V243H232ZM128 243H129V241H128ZM130 243H131V242H130ZM144 243H146V242H144ZM144 243H143V244H144ZM158 243H159V241H158ZM158 243H157V244H158ZM161 243H162V242H161ZM178 243L180 244L179 241H178ZM213 243H214V242H213ZM215 243H216V241H215ZM222 243H224V242H222ZM222 243H221V244H222ZM229 243H230V242H229ZM238 243H239V241L237 240V244H238ZM123 244H124V243H123ZM123 244H122V245H123ZM146 244H147V243H146ZM233 244H234V243H233ZM120 245H121V243H120ZM168 245H169V244H168ZM192 245H194V244H192ZM195 245H196V244H195ZM225 245H226V243H225ZM131 246H132V245H131ZM142 246H143V245H142ZM163 246H165V245H163ZM163 246H162V247H163ZM175 246H176V245H175ZM182 246H183V245H182ZM202 246H203V245H202ZM213 246H214V245H213ZM226 246H227V245H226ZM121 247H124V246H121ZM138 247H139V246H138ZM171 247H172V246H171ZM180 247H181V245H180ZM210 247H211V246H210ZM216 247H217V246H216ZM223 247H224V245H223ZM223 247H221V248H223ZM128 248H129V247H128ZM134 248H135V247H134ZM183 248H184V247H183ZM217 248H218V247H217ZM238 248H239V246H238ZM98 249H99V248H98ZM121 249H122V248H121ZM135 249H136V248H135ZM148 249H149V248H148ZM166 249H167V248H166ZM184 249H185V248H184ZM187 249H188V248H187ZM201 249H202V248H201ZM205 249H206V248H205ZM122 250H123V249H122ZM143 250H144V249H143ZM164 250H165V249H164ZM169 250H170V249H169ZM191 250H192V249H191ZM195 250H196V249H195ZM225 250H227V249H225ZM235 250H236V249H235ZM152 251H153V250H152ZM159 251H160V250H159ZM178 251H179V250H178ZM182 251H183V250H182ZM200 251H201V250H200ZM204 251H205V250H204ZM206 251H207V250H206ZM218 251H219V250H218ZM228 251H229V250H228ZM232 251H233V250H232ZM144 252H145V250H144ZM157 252H158V251H157ZM157 252H155V253L157 254ZM163 252H164V251H163ZM165 252H166V251H165ZM175 252H176V251H175ZM208 252H209V250H208ZM102 253H103V252H102ZM140 253H141V252H140ZM140 253H139V254H140ZM153 253H154V252H153ZM161 253H162V250H161ZM170 253H171V252H170ZM180 253H181V252H180ZM219 253H220V252H219ZM100 254H101V253H100ZM136 254H137V253L135 252V255H136ZM144 254H145V253H142V255H144ZM159 254H160V252H159ZM192 254H193V253H192ZM145 255H146V254H145ZM145 255H144V256H145ZM157 255H158V254H157ZM157 255H155V256H157ZM160 255H161V254H160ZM160 255H159V257H160ZM162 255H163V254H162ZM162 255H161V257H162ZM182 255H183V254H182ZM187 255H188V254H187ZM189 255H190V254H189ZM207 255H208V254H207ZM223 255H224V254H223ZM131 256H132V255L127 256V257H131ZM203 256H206V255H203ZM225 256H226V255H225ZM133 257H134V256H133ZM133 257H132V258H133ZM157 257H158V256H157ZM194 257H195V256H194ZM132 258H131V259H132ZM150 258H151V257H150ZM169 258H170V257H169ZM207 258H208V257H207ZM217 258H218V257H217ZM217 258H216V259H217ZM125 259H126V258H125ZM127 259H128V258H127ZM131 259H130V260H131ZM138 259H139V258H138ZM144 259H145V258H144ZM155 259H158V258L155 257ZM202 259H203V258H202ZM128 260H129V259H128ZM139 260H140V259H139ZM185 260H186V259H185ZM187 260H189V259H187ZM198 260H199V259H198ZM232 260H233V259H232ZM171 261H172V260H171ZM183 261H184V260H183ZM201 261H202V260H200V262H201ZM205 261H206V260H205ZM210 261H211V260H210ZM234 261H236V259L233 260V262H234ZM132 262H134V261H132ZM152 262H153V261H152ZM163 262H164V261H163ZM197 262H198V261H197ZM0 263H2V262H0ZM138 263H139V262H138ZM146 263H147V262H146ZM155 263H156V262H155ZM168 263H169V262H168ZM173 263H174V262H173ZM224 263H225V262H224ZM136 264H137V263H136ZM140 264H141V263H140ZM148 264H149V262H148ZM152 264H153V263H152ZM179 264H180V262H179ZM233 264H234V263H233Z\"/></svg>","mask_w":264,"mask_h":264},{"label":"built area","instance_id":"5","mask_svg":"<svg viewBox=\"0 0 264 264\" xmlns=\"http://www.w3.org/2000/svg\"><path fill=\"white\" fill-rule=\"evenodd\" d=\"M7 72L6 69H2L0 71V87L4 85L5 81H6V77H5V73Z\"/></svg>","mask_w":264,"mask_h":264}]
</instances>
